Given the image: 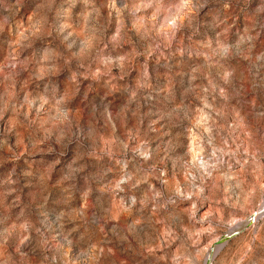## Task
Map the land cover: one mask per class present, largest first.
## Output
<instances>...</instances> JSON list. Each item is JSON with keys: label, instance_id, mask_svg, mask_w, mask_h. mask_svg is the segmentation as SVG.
<instances>
[{"label": "rangeland", "instance_id": "1", "mask_svg": "<svg viewBox=\"0 0 264 264\" xmlns=\"http://www.w3.org/2000/svg\"><path fill=\"white\" fill-rule=\"evenodd\" d=\"M263 212L264 0H0V264H264Z\"/></svg>", "mask_w": 264, "mask_h": 264}, {"label": "clouds", "instance_id": "2", "mask_svg": "<svg viewBox=\"0 0 264 264\" xmlns=\"http://www.w3.org/2000/svg\"><path fill=\"white\" fill-rule=\"evenodd\" d=\"M79 103H80L81 106H84L85 101H80ZM73 107H75V105H73Z\"/></svg>", "mask_w": 264, "mask_h": 264}, {"label": "bare ground", "instance_id": "3", "mask_svg": "<svg viewBox=\"0 0 264 264\" xmlns=\"http://www.w3.org/2000/svg\"><path fill=\"white\" fill-rule=\"evenodd\" d=\"M264 213V212H263Z\"/></svg>", "mask_w": 264, "mask_h": 264}]
</instances>
